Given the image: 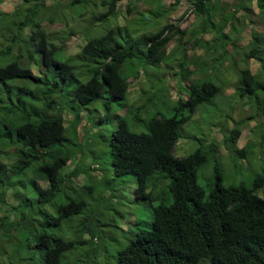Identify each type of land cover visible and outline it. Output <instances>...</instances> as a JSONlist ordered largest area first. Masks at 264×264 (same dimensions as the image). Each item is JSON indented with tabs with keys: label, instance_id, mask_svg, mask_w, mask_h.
I'll return each instance as SVG.
<instances>
[{
	"label": "trees",
	"instance_id": "1",
	"mask_svg": "<svg viewBox=\"0 0 264 264\" xmlns=\"http://www.w3.org/2000/svg\"><path fill=\"white\" fill-rule=\"evenodd\" d=\"M47 1L24 0L23 9L16 17L0 10V24L2 22L5 27V33H0V43H8L4 50L0 49V95L3 96L0 98V207H11L8 210L15 216L12 218L11 214H5L0 218L3 253L0 264L5 257L10 258L3 248L1 233L9 241L18 243V233L24 232L20 227L26 226L30 231L35 228L34 219L30 223L32 213L28 211L32 202L30 196L27 192L18 193V189L36 185L41 194L38 203L49 204L64 180L71 177L64 171L76 154L74 149L69 150L66 146L69 141L67 133L69 135L70 131L79 137L78 127L82 122V111L75 108H79L78 105L80 108L89 107L102 101L108 113L111 105L107 98H126L131 82L141 79L139 69H134L136 64L144 63L147 57L150 63L153 62L151 65H161L168 60L167 46L172 40L173 30L185 34L172 24L148 33V29L156 27L166 17L164 0H69L68 4L54 0L52 5ZM123 1L129 3L128 14L133 13L135 3L144 1L151 6L139 18L142 29L133 31L129 26L119 24L124 13L118 5ZM187 1L194 5L206 24L219 27L221 32L229 28V34L234 37L224 32L226 41H236L240 29L235 13L217 22L215 0ZM254 2L264 17V0H240L242 9L246 11L252 9ZM100 4L106 9L104 13L97 14L95 9L90 11ZM77 7L81 10H75ZM87 14L90 23L86 27L85 44L75 56L68 55L66 51V43L76 33L74 29L50 34L43 26L45 22L52 25L59 21L70 28V18L76 22ZM9 16L13 21L7 19ZM140 31L144 34H138ZM206 31L210 29L205 28ZM221 39L212 40L218 44L214 47L210 46V41L203 44L209 59L193 61L195 70L190 69L191 60L184 52V60L177 63L179 71L173 75H180L188 82L187 98L178 99L171 117L159 114L151 117L146 122L147 133L132 131L127 117L117 118L118 126L109 140L114 175L134 174L137 177V197L160 200V204L153 208L151 229L137 231L119 251L118 264H264V197L260 195L264 190V173L257 176L251 186L225 187L221 174L217 172L214 185L206 191L198 183V172L209 158L205 149L199 148L182 158L174 155L176 143L184 138L183 129L199 106L212 104L222 93V87L211 81L207 73L201 82L193 77L198 70L203 72L211 65L219 67L224 64L228 54L223 52L226 43H218ZM248 46L253 48L243 58L246 68L238 75L236 95L243 102L264 107V35L254 33ZM15 48L18 49L17 54L13 53ZM58 52L67 58L66 61L58 60ZM219 53L221 57L217 56ZM23 58L28 63H24ZM251 59L259 61L262 70L253 73L249 67ZM33 63L41 69L39 73L33 70ZM169 67L172 71L170 63ZM65 104H74V107L69 111ZM65 110L75 118L70 130L65 125ZM185 110L189 111L188 115ZM240 134V128L230 130L226 147L245 158L246 150L237 147ZM9 157L12 159L10 164L5 162ZM38 178L48 183L46 189L39 184ZM167 179L170 180V194L165 198L160 194L159 184ZM84 188L94 191L91 186ZM10 198L19 206L24 203V211L17 212L18 205L10 204ZM86 206L84 199H72L59 207L57 217L40 212V218L47 224H59L72 215L82 214ZM15 222H20L19 229ZM87 233L93 236L92 240L95 239L84 221L76 236L83 239ZM34 239V247L38 249L36 253L30 251L28 257H17L11 253L13 260L4 264H36L32 262L34 255H38L41 264H60L64 254L71 253L78 244L47 232ZM85 243L84 240L81 244ZM16 247L19 250L21 243ZM28 248H32L31 243Z\"/></svg>",
	"mask_w": 264,
	"mask_h": 264
},
{
	"label": "rangeland",
	"instance_id": "2",
	"mask_svg": "<svg viewBox=\"0 0 264 264\" xmlns=\"http://www.w3.org/2000/svg\"><path fill=\"white\" fill-rule=\"evenodd\" d=\"M23 3L24 0H3L0 3V10L6 15L16 17L19 11L21 12L23 9ZM47 3L52 5L54 0H48ZM61 3L68 4L69 0H63V2L61 0ZM214 4L217 7L214 10L217 12L215 14L217 22L231 13H235L237 20H239L238 28L240 29L236 41L228 42L223 38L224 32L226 34L230 32L228 27L221 32L219 27L215 28L209 22L206 24L204 18L197 14L191 2L182 0L177 3V0H164L163 8L166 17L161 19L156 27L148 29V33L156 32L166 24H172L185 31V34L182 35L178 33L177 29L173 30L172 40L167 46L168 60L161 65H151L153 62L150 63L149 58L145 57V64L143 62L137 63L134 69H139L142 74L141 79L131 82L126 98H107L111 105L108 113L102 101L83 108L77 104L79 108L75 109L82 111L80 113L82 122L78 127L80 136L77 137L69 131V135L67 133L69 141L66 143L67 148L69 150L74 149L76 154L64 171L71 177H68L66 181L64 180L61 188L49 204L38 203L41 194L36 185H29L27 189L25 187L18 189V193L27 192L30 196L32 202L29 204L28 211L32 213L33 218L30 223L34 219L35 228L30 231L26 226L20 227V230L24 232L18 233V243L9 241L10 239L1 233L3 248L8 253L6 256H10L9 260H13L11 253L17 257H28L27 253L29 254L30 251L36 253L38 249L34 247V238H37L42 232H47L50 235H58L65 240L73 241L74 244L78 242L71 253L66 252L67 254H64V259L60 264H118L119 251L129 243L137 231L151 229L153 208L160 204V200L139 199L136 195L137 177L134 174L114 175L109 140L112 132L118 126V116L127 117L130 129L136 133H147L146 122L155 115L171 117L174 114L178 99L180 97L187 98L186 91L188 90V82L182 80L180 75H173L179 71L177 63L184 60V52H186L191 60L190 69L195 70L193 61L199 58L202 61L209 59V56L205 54L206 48L203 44L205 45L206 42L210 41V43L212 42L210 46L214 47L218 45L217 42L212 41L216 38H222L218 42L219 44L226 43L223 46V52H227L228 55L224 64L219 67L209 64L211 66L207 71L198 70V74L193 77L199 78L201 82L203 75L207 73L211 81L222 87V93L212 104L199 106L190 123L183 129L184 138L176 143L174 155L177 158H182L191 155L199 148L205 149L204 152L207 156L209 155V158L208 162L198 172V183L206 191H210L214 185L217 172L221 174L222 184L225 187L240 184L251 186L253 180L264 173V107L243 102L237 97L235 91L239 80L238 75L241 70L246 68L243 58L247 57L246 52L253 48V46H248L253 34L264 35V17H262L255 2L252 4V9L248 11L242 9L240 0H215ZM135 5L136 8L132 14L127 13L129 6L127 1L118 5L124 13L123 17L119 19V24L129 26L133 31L143 28L142 23H138L139 18L151 7L144 1L135 3ZM81 7H77L75 10L80 11ZM82 9L84 8L82 7ZM94 9L97 14L106 11L101 4L96 8H91L90 11ZM67 12L69 13V11ZM88 15L76 22L70 18V28L59 21L52 25L45 22L43 26L50 34L74 29L76 33L66 43V51L68 55L75 56L85 44L86 27L90 23ZM7 19L10 20L11 17L9 16ZM11 20L13 21V19ZM205 28L210 29V31L204 32ZM3 32L5 33V27L1 22L0 33ZM138 34L143 35L144 31H140ZM230 36L231 38L234 37L233 35ZM7 44L6 41L0 43V49L4 50ZM25 49L23 46V50ZM15 52L18 53L17 48L13 53ZM217 56L221 57V53ZM26 57H28L27 54ZM57 58L61 62L67 59L60 52H58ZM26 60L23 58L24 63H28ZM169 63L173 68L172 71H169ZM82 67L84 69L83 64ZM249 67L253 73L262 70L260 62L254 59L249 61ZM32 68L36 73L41 71L35 63L32 64ZM134 69L131 68L132 72ZM49 76L50 79L53 78V74ZM2 97L0 95V98ZM65 102H67L66 99ZM73 105L65 104V107L71 111ZM60 106L64 107L63 104ZM185 113L188 115L189 111L185 110ZM63 116L65 125L70 130L75 120L74 115L65 110ZM234 128L241 129L237 147L246 150L247 156L245 158L232 153L226 147L227 133L229 134V131ZM5 162L10 164L12 159L6 158ZM38 182L44 189L48 187V183L39 178ZM169 183L170 180L167 179L163 184H159L160 194L165 198L170 194ZM85 186H91L94 191H89L84 188ZM260 195L264 197V190L260 192ZM72 199H84L86 201L87 206L82 214L72 215L59 224L55 222L47 224L41 220L40 212L57 217L59 207ZM10 204L14 206L17 203L10 198ZM17 205V212L24 211V203L20 206L19 203ZM8 208L11 207L3 206L2 209L0 207V218L5 214H11L12 218L15 217ZM7 221L10 222V220ZM84 221L87 222L92 235L95 236L94 240H92L93 236L88 233L83 235V239L76 236V231L83 227ZM19 223L15 222L18 229ZM28 225L30 226L29 223ZM11 233L12 235L14 233L12 229ZM84 240L86 243L82 245ZM19 243H21V247L18 250L16 245ZM30 243L32 248H28ZM1 250L0 246V258L3 255ZM17 250L18 252H16ZM32 259V262L36 264L42 263L38 259V255H34ZM9 260L5 257L4 262L1 263L4 264ZM14 264L20 263L15 262Z\"/></svg>",
	"mask_w": 264,
	"mask_h": 264
}]
</instances>
